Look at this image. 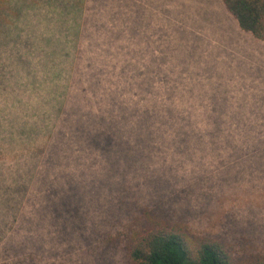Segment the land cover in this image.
Here are the masks:
<instances>
[{
	"label": "rangeland",
	"instance_id": "374dc122",
	"mask_svg": "<svg viewBox=\"0 0 264 264\" xmlns=\"http://www.w3.org/2000/svg\"><path fill=\"white\" fill-rule=\"evenodd\" d=\"M20 10L0 50V264H128L126 210L155 207L226 242L235 264L264 255V42L223 0H30ZM90 60L98 71L132 67L143 94L119 100L139 114L168 111L174 125L217 136L171 145L162 135L139 161L59 138L58 107Z\"/></svg>",
	"mask_w": 264,
	"mask_h": 264
},
{
	"label": "trees",
	"instance_id": "16d2710c",
	"mask_svg": "<svg viewBox=\"0 0 264 264\" xmlns=\"http://www.w3.org/2000/svg\"><path fill=\"white\" fill-rule=\"evenodd\" d=\"M28 1L0 0V50L16 39L13 29H18L14 26L21 18L20 8ZM223 3L243 31L264 42V0H223ZM87 51H79V57L85 59ZM17 59L25 63L22 56ZM94 62L89 63L90 69L88 64L78 65L77 80L73 84L77 88L64 105L58 107L56 117L59 115L57 121L61 130L56 134L59 138L99 148L105 154L111 153L109 146L114 144L123 149L125 158L139 161L143 156L151 157L156 142L165 138L162 135L172 140L171 145L178 143L176 139L187 141L199 140L204 135L217 136L216 129L203 135L199 129L174 125L168 111L144 109L139 114L136 108H129L120 102L121 95H141L144 89V85L141 88L136 81L132 67L115 64L110 71H98ZM4 79L9 80L7 75H2L1 84ZM111 83L118 85L115 93L110 91ZM131 137L135 146L131 145ZM158 208L126 210L123 249L128 264H235L226 242L211 235L196 234L186 223ZM242 264H264V255L248 256Z\"/></svg>",
	"mask_w": 264,
	"mask_h": 264
}]
</instances>
